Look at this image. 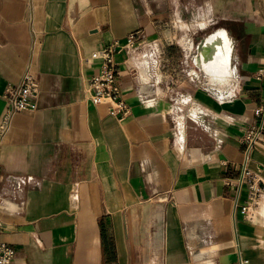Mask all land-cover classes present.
<instances>
[{"label": "crops", "instance_id": "crops-1", "mask_svg": "<svg viewBox=\"0 0 264 264\" xmlns=\"http://www.w3.org/2000/svg\"><path fill=\"white\" fill-rule=\"evenodd\" d=\"M220 32L229 55L201 58ZM133 34L117 118L89 100L91 57ZM29 69L38 108L6 129ZM258 107L264 0H0V242L14 264H264V196L246 217L228 184L243 164L264 180V148L237 141Z\"/></svg>", "mask_w": 264, "mask_h": 264}, {"label": "built area", "instance_id": "built-area-1", "mask_svg": "<svg viewBox=\"0 0 264 264\" xmlns=\"http://www.w3.org/2000/svg\"><path fill=\"white\" fill-rule=\"evenodd\" d=\"M139 34L127 38L126 43L119 40L104 46L92 54V59L99 60L98 70L90 78L87 92L89 100L95 104H108L110 115L125 118L131 113L129 104L125 101L121 86L120 69L116 62V55L129 47L138 45ZM39 79L30 69L26 71L21 82L9 85L4 93L7 102L6 115L3 126L7 129L16 114L26 111H35L38 108ZM255 121L238 138V143L246 152L264 148V107H258L255 112ZM237 168V165H235ZM30 180V177L19 178L16 181L20 188ZM228 184L240 192L243 187L247 190V200L241 206L240 212L248 217L259 205L264 196V180L259 172L252 170L247 164L240 165L237 177L228 181ZM0 198V205H1ZM16 249L8 243L0 242V264H14Z\"/></svg>", "mask_w": 264, "mask_h": 264}, {"label": "bare ground", "instance_id": "bare-ground-1", "mask_svg": "<svg viewBox=\"0 0 264 264\" xmlns=\"http://www.w3.org/2000/svg\"><path fill=\"white\" fill-rule=\"evenodd\" d=\"M222 34H223V32H220L219 34H216L215 36H213V37H211V38H209L207 40L206 44L203 47L204 49H202L201 52H200L201 58H206V57L212 58L211 57V53H212V51H214V49H216L217 51H216V54L214 56L215 58L213 57V59H215L218 62L221 61V59L224 56L229 55V49L228 48H226V47H220V48L219 47H214L215 41L218 40L219 37L222 36ZM217 66H218V68H214V69L209 68V67H205L206 72L208 74L212 73L213 75H217L218 76L217 78H215L214 76H210L211 77V81L212 82L218 81V82H220V84L221 83L224 84V83L229 82V80L227 79L228 78L227 74H224L223 71H221V68H219V66H221L222 69H223L224 65L223 64H219Z\"/></svg>", "mask_w": 264, "mask_h": 264}, {"label": "rangeland", "instance_id": "rangeland-1", "mask_svg": "<svg viewBox=\"0 0 264 264\" xmlns=\"http://www.w3.org/2000/svg\"><path fill=\"white\" fill-rule=\"evenodd\" d=\"M139 42H140V40H139ZM137 46H139V44Z\"/></svg>", "mask_w": 264, "mask_h": 264}]
</instances>
